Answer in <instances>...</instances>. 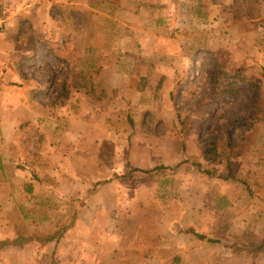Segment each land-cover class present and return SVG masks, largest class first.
<instances>
[{"label":"crops","instance_id":"obj_1","mask_svg":"<svg viewBox=\"0 0 264 264\" xmlns=\"http://www.w3.org/2000/svg\"><path fill=\"white\" fill-rule=\"evenodd\" d=\"M135 1L0 0V264H264L218 245L264 241V0H184L186 46ZM207 55L258 87L209 159L165 100Z\"/></svg>","mask_w":264,"mask_h":264},{"label":"rangeland","instance_id":"obj_2","mask_svg":"<svg viewBox=\"0 0 264 264\" xmlns=\"http://www.w3.org/2000/svg\"><path fill=\"white\" fill-rule=\"evenodd\" d=\"M138 1L142 5L148 4L144 0ZM167 1H160L162 6L160 8L162 12L160 25L166 24L164 19H168L166 14L168 13ZM128 3L133 6L136 1L128 0ZM180 3L178 9H181V11L176 21L177 34L183 45L186 46L188 42L185 39L188 27L184 20V4L186 3L184 0ZM163 15L166 16L163 17ZM226 37H228V34L225 31L221 36L223 38L221 41L228 42L229 40ZM207 58L209 62L204 61L200 68L187 69V75L183 74L175 85V94L165 99L167 104H172L183 128L187 129L191 126L190 130L195 131L200 141L212 139L218 132L225 130L228 122L244 120L249 116L250 112L253 113L252 115L255 118L257 116L254 113L256 111L254 90L249 87L248 83L240 79L236 71L214 66L212 64L213 56L207 55ZM219 73H224V75L221 76ZM211 74H215L213 79L210 77ZM163 99L161 98L159 104L163 105ZM205 107L206 110H204ZM162 129L158 130L159 133ZM51 231L43 225L31 227V233L35 236H48ZM250 232L253 233V231ZM254 238L250 233H244L238 241L230 239L228 241H220L218 245L223 244L224 248H233L234 252L251 251L256 247L261 248L264 246L263 240ZM257 260H260V258H257Z\"/></svg>","mask_w":264,"mask_h":264},{"label":"trees","instance_id":"obj_3","mask_svg":"<svg viewBox=\"0 0 264 264\" xmlns=\"http://www.w3.org/2000/svg\"><path fill=\"white\" fill-rule=\"evenodd\" d=\"M221 76H223L224 75V73H219ZM210 77H212V79L215 77V74H211L210 75ZM249 85V87H251V89H253L254 90V100H256L257 99V86L256 85H254V84H248ZM251 117H248L245 121L246 122H251L252 120H254V117H253V115H250ZM242 122V121H232V122H228V124L230 125V126H233L234 125V122L236 123V122H238L239 124H241V126H243V127H245V128H248L249 127V122L248 123H246V122ZM209 142L208 143H206V149H205V152H204V157L206 158V159H209L210 158V155H208V153H213L214 155H215V148H214V139L212 138H210L209 140H208ZM213 154H212V156H213ZM195 165V167L197 168V169H200V165L199 164H194ZM160 169H162V167L160 166V167H157V168H155L154 169V171H157V170H160ZM134 171H136V170H134ZM142 173H147L146 171H141ZM7 242H3L2 244H6Z\"/></svg>","mask_w":264,"mask_h":264},{"label":"built area","instance_id":"obj_4","mask_svg":"<svg viewBox=\"0 0 264 264\" xmlns=\"http://www.w3.org/2000/svg\"><path fill=\"white\" fill-rule=\"evenodd\" d=\"M5 30V19L2 15H0V38L3 35Z\"/></svg>","mask_w":264,"mask_h":264}]
</instances>
